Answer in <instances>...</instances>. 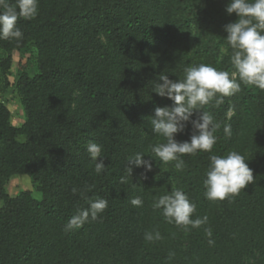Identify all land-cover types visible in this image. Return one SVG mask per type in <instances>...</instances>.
Returning a JSON list of instances; mask_svg holds the SVG:
<instances>
[{
	"label": "trees",
	"instance_id": "trees-1",
	"mask_svg": "<svg viewBox=\"0 0 264 264\" xmlns=\"http://www.w3.org/2000/svg\"><path fill=\"white\" fill-rule=\"evenodd\" d=\"M228 2L38 0L36 17L17 21L22 38L0 39L4 76L18 53L37 51V73L20 74L2 92L17 94L24 122L14 126L0 103V264H264V90L237 74L239 92L203 106L219 125L216 143L181 156L182 169L152 151L166 143L152 131L155 108L172 104L153 92L160 75L182 80L200 64L230 78L236 72L224 26L238 17L226 13ZM191 134L189 124L176 140ZM89 143L101 147L100 173ZM231 152L245 158L254 179L237 195L209 200L210 157ZM137 153L151 171L129 164ZM21 176L34 189L10 193ZM176 190L195 204L199 227L169 222L154 206ZM137 197L140 206L131 203ZM99 199L107 208L95 220L67 227Z\"/></svg>",
	"mask_w": 264,
	"mask_h": 264
},
{
	"label": "clouds",
	"instance_id": "clouds-1",
	"mask_svg": "<svg viewBox=\"0 0 264 264\" xmlns=\"http://www.w3.org/2000/svg\"><path fill=\"white\" fill-rule=\"evenodd\" d=\"M225 11L229 15L235 13L238 17L235 22L224 26L227 42L233 50L231 63L236 69L232 78L227 71H218L214 67L200 64L186 68L182 80H171L167 75H160L153 90L158 96L171 100L172 104L155 108L154 119L151 120L152 131L164 137L166 143L153 146L152 151L165 163L176 161L177 169L184 166L181 159L184 154H195L198 150L211 151L216 143L214 133L219 125L214 123L212 115L201 109L217 94L220 96L216 98V104H221L223 97L239 92L240 83L235 79L237 74L243 83L264 90V0H229ZM37 12L38 0H15V4L10 3V0H0V39L20 40L23 34L17 25L18 19L31 20ZM231 114L230 110L229 116ZM189 124L192 128L190 139L177 141V134L184 133ZM224 132L231 136V126L226 125ZM87 150L93 160L100 158L95 171L102 172L104 162L100 155L101 147L89 143ZM210 161V170L205 180V194L209 200H224L230 195H237L254 179L247 161L237 152H231L225 157L212 155ZM128 162L135 167H143L146 172L153 167L150 160L144 159L139 153ZM129 172H132L131 167ZM73 192H76L75 188ZM131 203L140 206L142 201L137 197ZM154 206L162 208L169 222L174 220L178 225L199 227L204 222L191 219L196 206L181 190L162 196ZM106 208L107 201L104 199L91 201L89 208L79 210L69 220L67 227L80 228L89 216L95 220ZM208 235L211 236V231ZM145 238L152 240L153 236L148 233ZM155 238H160L159 233H156Z\"/></svg>",
	"mask_w": 264,
	"mask_h": 264
},
{
	"label": "rangeland",
	"instance_id": "rangeland-1",
	"mask_svg": "<svg viewBox=\"0 0 264 264\" xmlns=\"http://www.w3.org/2000/svg\"><path fill=\"white\" fill-rule=\"evenodd\" d=\"M197 21V11H193V15L189 20V26L191 28L192 35L195 34V22ZM3 51H0V59L3 57ZM10 75H3L0 69V94L5 91V84H9L14 82L17 76L22 73H26L29 76H33L37 73V51L33 45L28 46L25 50L18 53L14 57V61L12 63ZM7 88V87H6ZM0 99L10 103V109L12 112V124L14 126H18L20 122H24V118H22V109L20 108L19 104V97L16 93L7 94L5 97H1ZM21 123V124H22ZM20 139V138H19ZM8 189L12 194H19L25 190H33L34 186L32 185V181L28 176H21L20 178L16 179L13 182L8 184ZM34 198L37 200L41 199L40 192H33Z\"/></svg>",
	"mask_w": 264,
	"mask_h": 264
},
{
	"label": "crops",
	"instance_id": "crops-1",
	"mask_svg": "<svg viewBox=\"0 0 264 264\" xmlns=\"http://www.w3.org/2000/svg\"><path fill=\"white\" fill-rule=\"evenodd\" d=\"M6 95H7V94H4V93H1V94H0L1 97H5ZM0 103L5 104V106L9 109V111H10V113H11V120H12V112H11V109H10V108H11V107H10V103H9V102L7 103V102H5V101H3V100H1V99H0ZM19 106H20V104H19ZM20 108H21V107H20ZM21 109H22V108H21ZM22 114H23V112H22ZM23 118H24V114L22 115L21 121L23 120ZM11 123H12V121H11ZM21 123H22V122H20V124H21ZM20 124H19V125H20ZM19 125H18V126H19ZM13 181H15V180H12L11 182H13Z\"/></svg>",
	"mask_w": 264,
	"mask_h": 264
}]
</instances>
